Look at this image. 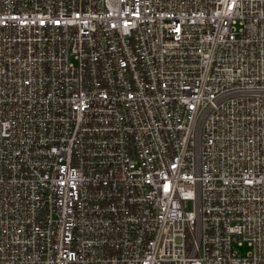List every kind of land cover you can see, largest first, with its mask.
Returning <instances> with one entry per match:
<instances>
[{
	"label": "built area",
	"instance_id": "2783aa9c",
	"mask_svg": "<svg viewBox=\"0 0 264 264\" xmlns=\"http://www.w3.org/2000/svg\"><path fill=\"white\" fill-rule=\"evenodd\" d=\"M0 264H264V0H0Z\"/></svg>",
	"mask_w": 264,
	"mask_h": 264
},
{
	"label": "rangeland",
	"instance_id": "374dc122",
	"mask_svg": "<svg viewBox=\"0 0 264 264\" xmlns=\"http://www.w3.org/2000/svg\"><path fill=\"white\" fill-rule=\"evenodd\" d=\"M242 252H244V250L242 249Z\"/></svg>",
	"mask_w": 264,
	"mask_h": 264
}]
</instances>
